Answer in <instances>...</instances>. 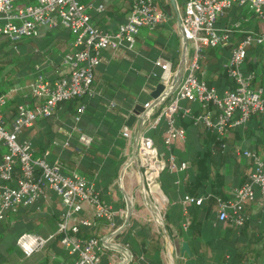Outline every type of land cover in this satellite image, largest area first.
Here are the masks:
<instances>
[{
	"label": "crops",
	"instance_id": "0c3cea01",
	"mask_svg": "<svg viewBox=\"0 0 264 264\" xmlns=\"http://www.w3.org/2000/svg\"><path fill=\"white\" fill-rule=\"evenodd\" d=\"M15 1L20 6L35 2ZM174 1L176 8L169 0L173 15L166 14L165 20L153 30L141 29L132 49L101 52L90 95L60 104L50 118L38 119L20 139L32 143L35 157L48 152L47 160L60 162L64 175L76 172L91 181L100 200L114 210L112 225L94 221L93 226L80 229L81 237L93 236L102 241L99 264H264V203L258 190L255 200L244 208L246 220L241 227L216 222L215 204L208 220L199 217L202 223L192 228L188 223L192 205L185 207L182 203L188 196L186 185L195 176L194 162L206 150H212L214 158L208 163L212 179L216 175L221 177V180L217 178V182H222L217 190L222 192L223 199L231 198L253 169L251 159L243 157V151L259 157L264 155V115L252 116L244 126L229 130L221 139V151L211 144L203 126L189 124L190 118L182 116L186 109L200 114L203 109L197 103L179 102L175 123L185 130V136L169 146L164 144L166 122L163 118L156 120L164 104L151 108L149 105L144 120L139 114L135 122L127 126L135 106L144 107L152 102L150 94L159 82L151 74L161 72L153 62L157 59L169 62L175 73L183 57L184 38L177 13L183 9L185 0ZM127 9L126 0H109L104 12L89 11L91 23L98 29L112 31L124 23ZM248 22L251 21L245 23ZM262 24L253 19L251 28L242 31H257ZM65 30L62 26L51 30L40 28L38 37L28 39L24 51L18 52L21 57L17 58V63L23 70L14 85L24 89L38 73L51 81L67 75L63 60L72 47L70 33L68 30L64 33ZM242 37L243 33L234 36L231 45ZM186 46L183 77L188 73L191 57L188 42ZM209 49L203 52L197 75L208 86L218 85L221 93L229 87L223 83L226 79L230 81L223 65L230 47L215 49L214 55ZM263 55L261 48H252L248 55L250 60L243 66L256 74L253 87L264 88V75L260 72ZM220 75L223 78L219 79ZM26 95L27 92L19 94L9 104L7 114L14 111L15 105L24 101ZM184 122L188 123L186 127H183ZM125 132L129 138L123 137ZM138 136L150 138L166 163L158 178L161 196L144 192L136 155ZM82 137L90 140L89 145L83 144ZM170 163L177 168L184 163L186 167L172 171L168 167ZM202 198V204L207 203L204 196ZM63 213L60 199L46 189L44 196L34 205L26 206L16 221L8 222L3 232L0 229V264H72L73 258L61 248L58 239L51 240L41 252L29 258L16 246L18 235L28 229L30 233L38 231L42 237L54 234ZM81 218L93 220L89 206L75 215L76 221ZM183 243L187 244L188 253L182 252Z\"/></svg>",
	"mask_w": 264,
	"mask_h": 264
},
{
	"label": "built area",
	"instance_id": "2783aa9c",
	"mask_svg": "<svg viewBox=\"0 0 264 264\" xmlns=\"http://www.w3.org/2000/svg\"><path fill=\"white\" fill-rule=\"evenodd\" d=\"M80 1L35 0L32 4L20 6L15 4V0H0V40L11 43L22 38H36L40 28L51 30L57 26H62L73 36L70 42L72 50L63 60L68 69L67 75L51 81L38 73L22 88L27 95L17 105L10 120L5 116L8 94L0 91V146L7 150L0 155V220L8 211L15 212L20 206L33 205L48 189L64 207L56 232L42 237L23 231L17 237L16 246L25 258H29L41 252L51 240L58 239L61 248L73 258L72 264H99L102 241L93 236L81 237L80 229L93 226L94 221L112 225L114 210L100 200L91 181L76 172L64 175L60 162L50 163L47 160L48 152L35 157L31 142L20 140V136L38 119L50 118L60 104L90 95L101 52L132 49L140 30L155 29L165 20V14L158 0H126L128 9L124 23L106 31L93 26L89 11L104 12L109 0H89L87 4ZM234 6H247L253 12L255 22L263 24L257 31H242L239 22L231 27H216L217 18ZM177 16L191 57L188 73L163 103L156 119L163 118L166 122L164 144L169 146L175 140L184 139L185 130L175 123L182 100L197 103L204 110L200 114H192L186 109L182 111V116L191 118L194 126H203L217 139L227 136L231 129L244 126L252 116L264 115V88L253 87L256 74L243 67L252 48L259 47L264 54V0H185L181 14ZM242 33L243 37L231 45L233 37ZM226 47H230V51L223 69L231 85L222 90L220 96L217 89L208 86L197 73L200 72V60L206 48ZM153 66L161 72H152V77L168 88L174 76L171 64L157 59ZM260 72L264 75V55ZM149 105L147 103L144 107ZM79 111L82 112L83 107ZM123 137L129 138V134L125 132ZM81 141L85 145L90 143L83 137ZM136 155L142 170L144 192L161 196L157 187L158 178L166 163L150 138H139ZM242 155L253 163L247 181L233 192L230 199L216 198V222H229L235 227L244 225V208L255 200L256 190L264 203V155L259 157L249 151H243ZM168 167L174 171L183 170L186 165L182 163L177 168L170 163ZM202 202V197L185 196L182 200L185 207L200 206ZM84 206L92 209V221L86 218L76 221L75 215ZM24 244L32 247L30 255L23 251Z\"/></svg>",
	"mask_w": 264,
	"mask_h": 264
},
{
	"label": "trees",
	"instance_id": "16d2710c",
	"mask_svg": "<svg viewBox=\"0 0 264 264\" xmlns=\"http://www.w3.org/2000/svg\"><path fill=\"white\" fill-rule=\"evenodd\" d=\"M179 1L180 0H177V2H179ZM179 9H181V8H179ZM1 41L5 42L4 45L0 46V48L3 49V47H5L7 45L6 43H9V42L6 41V40H1ZM215 49L216 48H210L208 50V52H210V54L214 55ZM221 49H223V48H221ZM248 55H249V53H248ZM247 60H250V56L249 57L247 56L246 61ZM203 63L204 62H201L202 65H203ZM248 69L249 70L252 69L251 65L248 66ZM222 76L223 75H220L219 79L223 78ZM223 83H225V85H229V86L231 84L230 81H228L227 79H226V81L224 80ZM215 87H216L218 92L221 91V89H222V88H219L218 85L215 86ZM0 91H1V88H0ZM21 102H23V101L21 100L20 103ZM17 105L18 104H16L15 107H14L13 114H14V112L16 110ZM6 110L7 109H5V116L7 118ZM203 111L204 110H202V112ZM189 124H193L191 118H190ZM187 125H188L187 122L183 123V127H186ZM206 132H208V131H206ZM23 133H22V136H21L22 139H23ZM207 136H209L211 138V144H213L214 147H219L220 148V146L223 143L221 141V139L217 140V137L215 135H212V134L210 135L209 132L207 133ZM22 139H20V140H22ZM1 149H5V148L0 146V152H1ZM217 151H219V150L217 149ZM220 151H221V148H220ZM0 155H1V153H0ZM210 160L214 161V158L212 156V150H206V151L203 152V154L198 156V158L194 162L195 176H194L193 180L190 181L186 185V190H187L188 196H191V197H194V198H199V197L204 196V198H205V200L207 202L205 204H202L201 206L192 205V208L190 209V212H189V219H188L189 220V222H188L189 226L191 225L192 228H194V226H199L202 223V221H200L198 219L199 217H202L203 220H205V221L208 220V218L212 215L211 214V210H213V206L216 204V198L219 197V198L223 199L222 192L217 190L218 187H221V183L222 182L221 181L217 182V180H218L217 178L220 177V176H217V175L215 176V178L213 177V179H212L211 172H210V170L208 168V163H209ZM220 180H221V177H220ZM246 181L247 180H245L243 182V184ZM208 183H209V185H208ZM243 184H241V185H243ZM209 186H211V187L209 188ZM25 208H26V206L25 207L24 206H20L15 212H11V211L6 212L4 218H2L0 220L1 232L4 231V227H6L5 225L8 224V222H10L12 220L16 221V219L18 217V214L20 212H22L23 209H25ZM27 231L30 232L31 230L28 229Z\"/></svg>",
	"mask_w": 264,
	"mask_h": 264
},
{
	"label": "rangeland",
	"instance_id": "374dc122",
	"mask_svg": "<svg viewBox=\"0 0 264 264\" xmlns=\"http://www.w3.org/2000/svg\"><path fill=\"white\" fill-rule=\"evenodd\" d=\"M80 2L87 4L89 0H81ZM17 3L18 2L15 1V4ZM158 5L165 15L166 14L173 15V11L171 7L169 6V0H158ZM178 14L179 15L181 14L180 10H178L177 15ZM244 19H246L247 21L250 20L251 22L245 23ZM253 19H255L254 14L252 11L249 10L247 6H243V7L234 6L231 10L225 11L222 16H219L217 18L216 27L218 28L225 27V25L227 24L229 25V27H231L236 22H239L241 29L251 28ZM61 30H64V29H61ZM63 32L66 33V30ZM70 38H71L70 39V42H71L73 40V36L71 34H70ZM27 41H28L27 38H22L20 40H17L11 43H6L7 45L3 47V49L0 48V88L3 93L8 94V99H9L6 109L8 108L9 104L14 99L17 98L19 94L26 93V90L22 92L23 90H22L21 85H17V84L14 85L13 83L18 79L17 76H19L20 72H22L23 70V67L18 65L17 58L21 57V55H18V52L24 51L27 45ZM4 44L5 42L0 40V46ZM216 49L222 50L221 48H216ZM224 50L228 52L227 49H224ZM15 89H17V91H10V90H15ZM219 95L221 96V93H219ZM12 114H13V110L12 111L10 110L9 114H7L8 120H10V117L12 116ZM31 146H32V143H31ZM6 152L7 150L5 148V149H1L0 153L5 154ZM40 226L43 227L42 224ZM32 233L39 234V232L35 230H33Z\"/></svg>",
	"mask_w": 264,
	"mask_h": 264
},
{
	"label": "water",
	"instance_id": "95a60500",
	"mask_svg": "<svg viewBox=\"0 0 264 264\" xmlns=\"http://www.w3.org/2000/svg\"><path fill=\"white\" fill-rule=\"evenodd\" d=\"M170 3H171L173 8H176L174 0H170ZM186 44H187V41L184 39V54H183V57H182L179 65H178L177 70L174 73L171 85L168 88H166L161 83H158L156 85V88L150 94V97L152 99V102L150 104V108L151 107H157V106H160L161 104H163L166 101V99L169 96H171L175 92V90L178 88V86H179V84L183 78V74H184L185 55H186V47H187ZM146 110H148V108H145V107L140 106V105L135 106V111H134L133 115L128 117L127 126H131L132 123L135 122V120L139 114H142V120H144L146 117L145 114L147 113ZM138 140H139V136L136 139V147H137ZM161 224H162V222H161ZM182 252L188 253V247H187L186 243L182 244Z\"/></svg>",
	"mask_w": 264,
	"mask_h": 264
},
{
	"label": "clouds",
	"instance_id": "9594fccd",
	"mask_svg": "<svg viewBox=\"0 0 264 264\" xmlns=\"http://www.w3.org/2000/svg\"><path fill=\"white\" fill-rule=\"evenodd\" d=\"M32 250L33 249L29 244L23 245V251L25 252L26 255H30Z\"/></svg>",
	"mask_w": 264,
	"mask_h": 264
}]
</instances>
